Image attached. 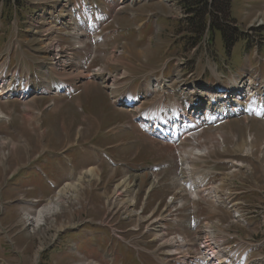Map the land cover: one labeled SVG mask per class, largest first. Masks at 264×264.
Instances as JSON below:
<instances>
[{"label": "rangeland", "instance_id": "obj_1", "mask_svg": "<svg viewBox=\"0 0 264 264\" xmlns=\"http://www.w3.org/2000/svg\"><path fill=\"white\" fill-rule=\"evenodd\" d=\"M39 4L40 0H29L27 2L15 1V6L12 7L9 5V0L5 3L2 2V0L0 1V67L8 55L12 54V68L14 66L28 68L31 69V73L33 75H40L44 78L61 77L63 83L72 87L76 84V81L80 79V76L72 78L69 81L71 76L63 74L59 70V66H57V69L60 72V76L49 71L48 60H52L50 57H53V55L48 52L46 43H44V41L47 42V40L43 41L41 38V33L45 31L46 22L44 20L36 19L28 23V25L25 23L26 11L29 10V7L34 9V11H37ZM166 4L167 3L163 0H151L149 4L144 5L143 3H136L133 5L129 3L128 0V2L125 1L124 5H119L117 3L112 5L110 8V14L113 16L114 9L116 10L120 6H125L124 11L136 10L142 15L148 14L151 11L160 12L163 15V20L161 23V29L158 31L159 39L164 36L163 41L166 45H168L170 41H176L175 47H173L171 51L165 55V58L170 56L171 59V63L168 67L170 72L168 75H165V78L171 80L175 73L178 72L185 78L192 76L193 78L202 79L206 84H211L214 81V73L216 71L220 74L222 73L218 68L221 66L223 58L217 56L215 49L213 48L211 38L209 44L205 46V43L203 42L204 38L197 42L195 38L198 37L188 31L186 26L179 25L178 20L171 18V16L174 18L175 16H178V13L174 12V8L167 6ZM263 6L264 3L259 0H234L232 4V18L240 25H246L258 10H262ZM175 8H181L178 1L175 4ZM213 11L217 13L216 10ZM31 13L33 12L31 11ZM2 17H4V20ZM116 19L118 22L119 19ZM121 20V23L124 25H129L131 23L127 18ZM140 21H142V19H140ZM153 25L154 22L151 21L148 24V30L153 31ZM193 27L195 28V25H193ZM178 41L180 45L176 46ZM116 43L118 42L112 40L110 45H114ZM190 43L192 46H189ZM222 44L223 42L220 34L215 33L214 46L221 56H226ZM149 47L150 46L148 45H140L131 41L128 43L126 50H128L131 57L135 59L141 58L143 61L149 59V62L155 63L158 61L156 58L157 51L156 49ZM246 50L247 43L245 41L239 42L233 49L230 73L238 71L245 73V71L249 68V65H247L244 61ZM111 53L112 52L99 53L103 55L104 59L96 60L94 66L90 67L88 72H91L92 68L98 66L103 67L106 64L108 65L110 61L113 60V56L110 57ZM89 55L90 49L81 53L80 57H78V60L82 61L84 64L81 65L82 69L83 66H88L87 62L89 60ZM261 55L264 56V49ZM116 56L118 55H115V57ZM123 56L122 58L119 57V63H112H118L117 65H121L124 60ZM61 57L62 59L65 58L63 52H61ZM173 58L174 60L172 61ZM68 65L70 66V64ZM114 66L116 65L112 66V70H115ZM253 66L254 64L251 65V67ZM128 68L131 72L127 80L132 79L140 81L147 78V76L145 77L144 71L139 70L136 66H128ZM108 72L112 71L110 70ZM127 73H129V71L122 68L121 74L125 75ZM74 75H77V73ZM117 77L118 79L120 78L119 76ZM84 83L85 82L83 80L81 83L82 87ZM88 83H92V85L97 87V85L93 84L94 82L92 81ZM137 85L138 84H135V87H137ZM122 86H126V84ZM75 88L78 89L77 86ZM100 88L106 92L104 86H100ZM44 89L45 88L43 87L37 86V92H41ZM141 89H144L143 85L141 86ZM45 91L47 92L48 90L46 89ZM208 91L210 90L208 89ZM211 92H215L213 88ZM160 94L161 93L159 92L147 98L142 107H149L154 100L158 99V95ZM50 98L51 95H45L42 97L28 99V101H32L31 103L24 102L22 100H11L9 103H2V106L0 105L6 115L2 121L0 120V187L2 186L1 184L6 181V177H8L11 173H14L19 168L15 167L13 168V171L10 172L12 169H10L8 159L11 154H14V157L17 158H24V162L19 165H26V159L28 156L25 150L22 149V139L27 142L30 139L41 138V135H39L41 130L37 129L39 124L44 120V106L55 100ZM73 98L74 101L78 98L81 102L83 112L86 116L98 115V113H96L98 107H104V111L112 110L111 107L107 106L109 101L108 96L102 97L100 93L94 89L88 90L86 88L84 95H79V97L76 95ZM56 99L58 102L56 107L60 110H57L58 112H55L56 110L50 111L46 116V122L47 125L51 124L50 131L52 135L55 136V138L61 143L62 139L58 124L59 117L63 112L65 113V117H67L66 113L68 110H66V107L64 106L68 105L70 99ZM85 100L88 102L92 100L94 107L91 106V109H89ZM25 103H28L29 105ZM34 103H36V105ZM60 107H62V109ZM27 108L30 109L26 111L25 109ZM113 110L115 112V110L118 109L115 108ZM197 111H202V109H198ZM122 112L126 115L123 118L128 121V113L126 111ZM54 113L55 115H53ZM116 118L113 116L112 119L105 120V127L109 129L113 119ZM234 122L236 123L225 124L220 128H216L227 134L226 144L229 148L228 153H222V155L218 152L211 154V158L214 160V166H203V169H211V171L222 173L223 176L213 177L212 181L206 185L207 187L211 186L208 191L211 192L212 189L216 188V184L221 182L224 189L230 191L231 196L233 198L235 197L236 200L242 203V205L239 206V211L243 213V218L248 223L247 225L232 224L233 213L222 206L217 210V208L213 207V202L211 200L209 201L207 198L200 200V202H196L197 204L195 208L193 202L191 201V195L189 194L190 191H187L186 193L188 196H186V203H183L184 205L186 204L184 208H180L179 206L174 208L172 205L166 206L168 197H173L174 195V197H177V193L180 190H184V188L177 181L178 170L176 160L179 154L187 151L190 147V143L187 142L182 148L175 149L148 138L146 135L137 130L134 125V133L136 135L133 137L139 140V144L135 145L134 148L131 149V156L135 155L134 152L137 151V146L140 147L141 150L139 149L140 155L138 160H136L131 167L134 169L144 168L147 171L144 172V169H142V173H131V171L125 170L124 173L121 171L122 168H119L116 170L115 177L112 178L111 184L105 186L101 182L108 177L109 172L106 167L109 165L106 161H103L104 164L100 168V170H105L103 176H100V178L92 181L89 179L83 180V182L86 183L83 185L85 188L84 191L78 192L80 188L78 184L67 186L64 191H62L63 193L60 194L63 195L71 193L72 195H75V204L72 207V212H74L69 215L71 221L70 226H66L62 229H59L58 226L51 227L42 237L33 235L30 233L29 228H24L23 219L27 214L37 217V213L40 211L39 209L41 207H37L33 211L32 209H29L28 211V208L24 209L23 206L20 207L18 205H14V207H12L9 211H6L7 205L0 203V215L2 214V216H0V264H86L90 260H99L100 258L101 253L99 252V255L98 251L93 246L96 242H99L98 246L101 250H112L111 247L115 246L121 254L125 253L124 250H128L126 253L127 259L123 264H140L133 252L139 255L143 254L141 259L142 264H162V259H168L177 264L178 259L171 257L169 253H166L167 257L165 259V251L162 250L161 242L156 238V233L154 234V231H152L153 228L157 227L155 220L162 215H170V219H176L177 221V223L174 221H165L163 223V228H165V230L162 231V233L166 234L165 236L167 238L181 235L189 240H194L193 237L198 231H206L207 228H211L213 230V224H211V222L219 219L221 224L218 227H215L214 231L220 238H234L238 236V240L229 241L228 245L235 243L243 246L247 244H254L253 255L249 262L255 259H262L264 257V120H258L251 126L250 131L256 136V140L254 144H252L251 153H253V156L235 154L234 150L236 147L234 144L238 137L241 138V142L239 143L240 146L245 148L243 142L246 141L245 137L247 136V130L237 120ZM108 134L110 139H112L110 132H108ZM206 137L211 138L210 131H206ZM4 143H6V145H4ZM96 143L105 145L109 143V141H105V137L100 136ZM212 143L215 144V142H208L209 147L216 146ZM197 150L202 151L201 148H198ZM109 153L118 155L116 151H109ZM244 153L246 154V149ZM221 160L224 161L217 165L216 162H220ZM233 160L242 162L245 167L239 172H232L233 169L231 168V165L234 168L235 166L233 164L230 165L228 162ZM14 162L16 161L14 160ZM242 163H235L236 168H240L238 166L243 167L244 165ZM165 164H170V167H164ZM89 165L93 166L94 163H89ZM153 166H161V171L156 174V179L159 181L153 189L149 199L146 200V205H144V197L147 192H145V190H147L151 185L152 178L150 177V182L147 181L145 184L140 185L137 181H143V178L138 176H144L146 172H149L150 168L148 167ZM65 170H67L66 167ZM88 171H80V167H77L73 177H71L67 182L74 183L77 180L80 182L82 179L80 178L81 173L84 172V174H86ZM45 173L50 175V172L47 169H45ZM124 181H126L127 184H123ZM35 183L37 184V182ZM120 185L122 187H124V185L130 186L129 189H127V192H119L118 189H120ZM137 185H140L139 189L136 188ZM29 186V183L22 181L16 188H10L9 194H5L6 200L14 199L26 193ZM216 190L219 192L218 190L221 189L218 188ZM134 191L137 192V198L136 204L132 208H107V201L112 202L115 195H119L121 198L120 203L127 206L125 203H128L132 199V195L135 193ZM39 194L41 196H50L53 192L44 190L42 186V191L40 190L38 194L34 195L31 193L27 194V196H38ZM127 195L129 197H126ZM179 196L177 198H179ZM222 201L227 204L229 200L225 201L222 198ZM171 203H174V201H171ZM77 206H80V209H77ZM142 208H144L143 213L141 215H137ZM4 214L6 218H4ZM124 214H130L129 219H122ZM193 215L197 216V225L195 227L191 226V217ZM166 218L168 219V217ZM64 219L67 220L66 217H64ZM61 220L65 221L63 218H61ZM206 222L209 224H205ZM12 228H15V230L11 231ZM79 230L86 236H97L100 238H98L99 240H93L92 238L87 239L85 235L81 236V232H71ZM65 233L67 234L63 237L64 242L68 243L72 240L77 242L78 252L72 251L70 253H60L58 248L52 250L54 246L50 249L53 239L57 236L59 238ZM200 236V240L203 241L204 233H201ZM80 237L86 238L83 239L84 242H82ZM116 237H120L121 240L118 241ZM111 239H114V242ZM195 244L197 245H195L197 256L200 257L203 255V249L200 248L201 244L197 239ZM193 249L194 248H189L188 250L191 251ZM51 250L52 254L48 255L47 253ZM179 250L182 249H178L177 251ZM197 262H200L198 258ZM116 264L120 263L116 262ZM167 264H169V262H167ZM250 264H255V262ZM260 264L262 263L260 262Z\"/></svg>", "mask_w": 264, "mask_h": 264}, {"label": "bare ground", "instance_id": "obj_2", "mask_svg": "<svg viewBox=\"0 0 264 264\" xmlns=\"http://www.w3.org/2000/svg\"><path fill=\"white\" fill-rule=\"evenodd\" d=\"M63 0H57L58 3H61ZM42 23V22H41ZM40 23V24H41ZM55 32H57V30H55ZM54 34V30L53 29H50L49 32H47V35H46V38H44V40H47L48 44H49V51L51 53H54V56H53V63L56 64V66H59V70L65 74L67 76V73H70L72 74V77H70L69 81L72 79V78H77V76H81V75H74V65L72 64L71 62V59L68 60V61H65V63H63L62 61H60L62 59L61 57V53H59V49L58 47H56V40L55 38L52 36ZM79 35V34H77ZM79 43L81 44H85V42L83 40L78 39L77 40ZM48 48V47H47ZM57 48V49H55ZM124 48L126 49L127 48V45H124ZM54 50V51H53ZM62 50V49H61ZM58 52V54H57ZM111 57V56H110ZM114 57V61H110V63L106 66L108 68V71H112V66L113 65H116L114 66V69L116 70L118 68V66L120 65H117L119 62H120V58H122V56H116L113 55ZM66 58V57H65ZM69 58V57H67ZM111 60V59H110ZM67 62V64H66ZM112 62H118L117 64H113ZM70 64V66L68 65ZM62 68V69H61ZM68 68V69H67ZM123 68V67H122ZM99 71H102V69H99ZM73 72V73H72ZM96 71L93 72V74L95 73ZM103 72V71H102ZM97 75L100 74V72H97L96 73ZM103 74V73H102ZM108 77H110L111 81L114 83L118 77L117 75L116 76H113L112 74H108ZM121 78V77H120ZM119 78V79H120ZM110 81V80H109ZM1 84H0V89H1V92H0V98H2L3 100L4 99H7L8 98V94H17V93H29L30 91H32L31 87L29 86V84L27 85H24V86H13L12 84L9 85V90L7 91L6 88H1ZM20 87V89H18ZM40 87H43L45 88L43 85H41ZM71 87V86H70ZM33 88V91H36L37 92V87H32ZM105 88V87H104ZM112 88H114V95L116 94L115 92V85L113 84L112 85ZM211 88V89H210ZM208 88L210 91L207 90V92H210V93H214V92H211L212 91V88L213 87H210ZM214 89V88H213ZM46 90V88L44 89ZM198 87H194L193 85L192 86H188V97L191 101H201L202 98H206L204 96V93L202 95H199L198 92ZM242 90H238L236 91V93L238 92H241ZM10 97V96H9ZM1 100V99H0ZM14 101V100H13ZM26 110V109H25ZM27 111V110H26ZM135 112V111H134ZM199 112H202V111H199ZM223 111H219L218 113H222ZM0 118H4V113L2 110H0ZM2 121V120H1ZM244 126L246 128H249V125L248 123H245ZM202 132L196 134L194 136V138L196 139V141H201V136H202ZM214 136L212 135L211 138H213ZM216 143L219 145L220 149L221 150H224L226 151L227 150V146L225 145V142H224V136L220 133V134H217L216 135ZM212 141H215V139L213 138ZM214 144V143H212ZM1 145V143H0ZM4 145H6V143H4ZM215 145V144H214ZM245 148H240L241 153L244 154V155H251L253 153L252 152V143L250 144V146L248 145H244ZM4 147V146H3ZM246 149V154L244 153ZM202 150V148H201ZM225 154V153H224ZM238 167H241V166H238ZM248 172V171H247ZM98 173V169H91L90 171H88L85 175H91L92 177H94L96 174ZM223 176V175H222ZM136 177V176H135ZM134 177V178H135ZM228 177V176H227ZM238 177V176H237ZM236 177V178H237ZM229 178V177H228ZM235 178V177H233ZM141 179V178H139ZM155 183H157V180L156 178H153ZM223 179V178H222ZM227 180V179H226ZM159 181V180H158ZM132 182V181H131ZM126 183V182H125ZM124 184V182H123ZM125 186V185H124ZM130 186V185H128ZM121 187V186H120ZM153 186H150L149 189L147 190L146 192V195L148 196L150 194V192L152 191V188ZM194 187V190L196 192H194V194H191V196L193 197L192 200L193 202H199L200 198L203 196V197H208L209 200H211L213 202L212 205H214L213 207L214 208H217L218 207V195H217V190H212L211 192H208L206 189H201V186H193ZM129 189V187H125L124 189H122V192H125V190ZM119 190V189H118ZM210 190V189H209ZM186 192V190H184ZM136 193V191H134ZM133 192V193H134ZM114 193V192H113ZM119 193V192H118ZM117 193V194H118ZM130 193V192H129ZM134 193V195H135ZM116 194V193H115ZM131 194V193H130ZM180 196L179 198L177 197H173L172 198V202L173 201H180L179 203H181L182 205H184L183 203L185 202L186 203V196L188 195H184L183 191H180L179 192ZM125 195V194H124ZM123 195V196H124ZM73 196L75 195H72L71 193H67V194H59L56 199L53 201V202H50V204H48L47 206L43 207L42 209H40V211H38L37 213V217H33L32 215H25L24 216V219H23V226L24 228H29L30 229V233H32L33 235H38L40 237L44 236L45 232L51 228V227H59V229H62L64 227H68L70 226L71 224V221H70V218H69V215H71L73 212H72V207L74 206V198H72ZM111 196V195H110ZM116 196V195H115ZM175 196V195H174ZM113 197H114V194H113ZM107 199V198H106ZM108 200V199H107ZM108 202V201H107ZM111 202V201H110ZM171 203V202H170ZM120 204V199L118 198H115L114 201H112V205L114 207H118ZM134 205V200H131V204L130 206L132 207ZM80 206H77V208H79ZM212 207V208H213ZM101 208V207H100ZM76 209V208H75ZM80 209V208H79ZM64 217L67 218V220L64 219ZM167 215L166 216H161L158 220H156V223L158 225H161L163 221H165L167 218ZM61 218H63V220L65 221H62ZM54 229V228H53ZM206 229V228H204ZM155 231V235H157V239L161 241V245L163 246H169L170 248L174 249L173 251H171L169 254L171 256H175L177 254V250L178 249H182V250H185L186 248L189 249V248H194V240H189L188 238L184 237V236H178L177 238H174V239H167L165 237V235L163 233H161L162 231V228L160 230V226L156 227L154 229ZM207 234H208V238H207V242L205 244V249L208 250V247H210L212 245V243L210 242V240H217L216 239V236L215 234L212 232V229L211 228H207V230L205 231ZM210 236V237H209ZM156 239V240H157ZM216 244H218L216 241H214ZM197 246V245H196ZM206 258V254H203V257L201 258H198L200 261H203L205 260ZM223 258V257H222ZM86 262V261H85ZM224 261L221 259L219 264H222ZM253 263V262H252ZM180 264H184V261H181ZM197 264V263H196ZM255 264H260V261L257 262L255 261Z\"/></svg>", "mask_w": 264, "mask_h": 264}, {"label": "trees", "instance_id": "obj_3", "mask_svg": "<svg viewBox=\"0 0 264 264\" xmlns=\"http://www.w3.org/2000/svg\"><path fill=\"white\" fill-rule=\"evenodd\" d=\"M181 2L184 4L189 15L193 14L195 17V19L190 23L197 26L196 29L198 30V33L203 32L206 27L207 20H215L218 22V14H222L225 21L228 19L227 14L230 6V0H214L212 1V5L209 4V0H181ZM213 10H216L217 13ZM216 25L227 44H233L234 42L230 40L228 36L229 31H227L223 25L218 23Z\"/></svg>", "mask_w": 264, "mask_h": 264}, {"label": "crops", "instance_id": "obj_4", "mask_svg": "<svg viewBox=\"0 0 264 264\" xmlns=\"http://www.w3.org/2000/svg\"><path fill=\"white\" fill-rule=\"evenodd\" d=\"M51 124L48 125V130H50ZM34 198H38V199H45L47 196L42 197L40 194L38 196H33Z\"/></svg>", "mask_w": 264, "mask_h": 264}]
</instances>
